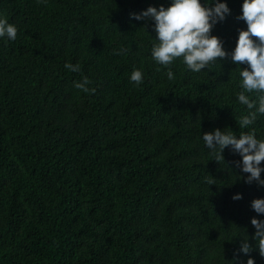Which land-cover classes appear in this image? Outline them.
Segmentation results:
<instances>
[{
    "label": "trees",
    "instance_id": "trees-1",
    "mask_svg": "<svg viewBox=\"0 0 264 264\" xmlns=\"http://www.w3.org/2000/svg\"><path fill=\"white\" fill-rule=\"evenodd\" d=\"M171 2L0 0L18 28L0 38V264H264L251 224L264 220L251 207L264 186L244 182L230 147L216 162L202 138L254 127L264 139V116L238 126L249 66L229 55L196 73L181 57L169 80L152 59L154 21L132 14ZM216 2L230 14L210 34L230 54L247 30L243 0ZM84 76L95 94L74 87Z\"/></svg>",
    "mask_w": 264,
    "mask_h": 264
},
{
    "label": "clouds",
    "instance_id": "clouds-1",
    "mask_svg": "<svg viewBox=\"0 0 264 264\" xmlns=\"http://www.w3.org/2000/svg\"><path fill=\"white\" fill-rule=\"evenodd\" d=\"M41 2V0H38ZM210 0H205L202 6L200 0H172L169 7L159 9L148 7L140 14H132L136 20L154 21L156 32L155 43L152 45V59L162 67L168 69L166 75L173 80L174 74L171 65L177 58H183L186 67L192 72H200L208 68L210 64L217 63V58L225 59L229 55L234 64H247L249 67L240 69L241 78L236 93L239 104L246 106L247 114H242L238 121L240 129H249L254 125L258 116H264V0H243L242 14L236 19L243 20L247 24V30H239L236 47L229 54L222 46V41L211 35V31L217 22L225 19L230 14L226 3L216 2L212 7L208 6ZM18 28L9 23L6 16L0 17V38L9 41L17 39ZM255 38V39H253ZM116 55H126L127 49L121 48L115 51ZM64 67L71 71L81 72L79 63H65ZM159 71V68L157 69ZM130 81L135 86L144 82L142 69L134 68L130 75ZM92 81L84 76L80 81L74 82V87L86 94H95L96 89L90 87ZM223 131L219 128L203 134V141L208 150L214 155L215 161H224L222 155L226 147L237 153L242 158L235 161L237 167L243 173L249 174L243 178L246 184L255 182L258 186H264L261 179V162L264 161V139H258L254 127L249 131H242L237 138L233 131ZM213 184L209 181V185ZM242 196L236 194L233 200H239ZM252 209L257 214H264V199H254L251 202ZM255 228L252 239L254 247L264 257V220L251 219ZM253 250V245L247 239L241 244L240 252L245 255ZM247 264H255L252 258Z\"/></svg>",
    "mask_w": 264,
    "mask_h": 264
}]
</instances>
